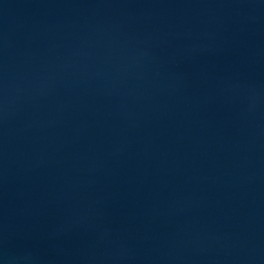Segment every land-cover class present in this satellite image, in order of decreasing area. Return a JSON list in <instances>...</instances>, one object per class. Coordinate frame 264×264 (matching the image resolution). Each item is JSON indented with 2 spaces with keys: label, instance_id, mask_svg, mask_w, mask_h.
<instances>
[{
  "label": "water",
  "instance_id": "95a60500",
  "mask_svg": "<svg viewBox=\"0 0 264 264\" xmlns=\"http://www.w3.org/2000/svg\"><path fill=\"white\" fill-rule=\"evenodd\" d=\"M0 264H264V0H0Z\"/></svg>",
  "mask_w": 264,
  "mask_h": 264
}]
</instances>
